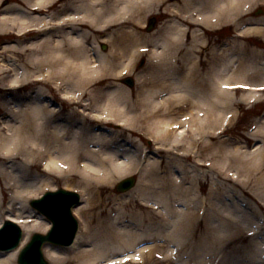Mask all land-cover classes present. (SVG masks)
Instances as JSON below:
<instances>
[{
	"label": "bare ground",
	"instance_id": "1",
	"mask_svg": "<svg viewBox=\"0 0 264 264\" xmlns=\"http://www.w3.org/2000/svg\"><path fill=\"white\" fill-rule=\"evenodd\" d=\"M259 9L264 0H0V87H28L17 105L0 101V196L10 199L9 209L0 200V225L21 228L20 246L44 234L49 223L28 202L58 178L86 197L72 211L81 222L73 245L43 248L51 264H136L144 255L154 264H216L223 235L254 237L255 213L232 205L218 214L216 185L264 207V146L244 155L213 140L245 96L264 92ZM156 16L165 22L146 32ZM227 26L234 36L209 49V31ZM145 52L136 99L118 80ZM136 133L154 141L153 153L138 149L143 159L152 154L146 164L136 160ZM251 137L264 139V119ZM137 169L138 184L113 193ZM205 184L206 209L195 189ZM253 245V256L264 255V244ZM17 252L0 251V264H17Z\"/></svg>",
	"mask_w": 264,
	"mask_h": 264
},
{
	"label": "rangeland",
	"instance_id": "2",
	"mask_svg": "<svg viewBox=\"0 0 264 264\" xmlns=\"http://www.w3.org/2000/svg\"><path fill=\"white\" fill-rule=\"evenodd\" d=\"M259 10L255 11V15H257V16L263 15L264 11L263 10L259 11ZM150 18H154V17H150ZM150 18H148L146 20V23ZM156 18L159 22L163 21L162 20L163 16H156ZM144 30L146 31V26L144 27ZM222 33L224 36L218 37V36H215L214 33H213V36H211V37L208 36V38H207L208 42L206 45L207 46L209 45L211 47V45H213L219 39L226 40L228 33L226 31H224ZM226 41H228V40H226ZM260 44L262 45V48H264V44H262L261 41H260ZM1 46H2V40L0 38V48H1ZM103 47H105V49H103ZM109 47L110 46L108 43L99 44V49H101L102 51L108 50ZM146 57H147V54L144 53L143 57L141 59L140 58L137 59V61L135 62L134 70L130 74H125L124 76H122L118 80V82H120L123 86L127 87L132 92L134 97L136 96V99H137L138 92L140 91V86H141V84H139L137 82V79H136L137 75H139L137 73H141L142 70L146 71V69H148V67H149L148 65L150 62H145L144 66L143 67L141 66L142 68L139 70H138V64H139V62H141V60H146ZM199 58H201L202 60H205L207 58L206 52H205L204 56H201ZM201 59H199V62ZM202 62H205V61H202ZM136 70H138V71L136 72ZM126 76H130L134 79L135 84L132 88H129L126 84L122 83V79ZM27 89H28V87L25 86L24 88H22L18 92L11 91V90H9L10 92H6L8 90H3V88L0 87V101H3V100L7 101L8 106H11V107L14 105H17L18 103H20V101L17 100L16 98L19 99L24 93L27 92ZM245 97H246L245 102L240 103V106L233 108L235 113H236L234 116V119L230 123L225 125L221 130H219L218 135L216 134L214 136L215 140H213V142H216L217 144L219 142H223L224 145L222 144L221 147H225V149L237 146L239 148L237 150V152L244 154V155L250 152L248 150H247L248 152L247 151L245 152L246 149L253 150L259 145L264 146V139L263 138L261 139L260 137H258V138L255 137L253 139L251 137L252 134L254 133V131H256V127L264 119V92L258 93L256 96V99L253 100V102H249L248 97L247 96H245ZM51 98L55 104L56 103L58 104V101H59L58 98L54 99L53 96H51ZM56 100H58V101H56ZM0 105H1V103H0ZM60 108H63V106H60ZM3 122H4V120L0 119V123H3ZM256 143H258V144H256ZM245 144L247 146H245ZM135 145H136V160H138V154H139V157L141 158L140 152L138 150L139 148L142 149L141 145L146 147V150L148 152H151V153H153L154 149H155L154 141L142 133H136ZM151 155L152 154L148 153V156L145 159L141 158L143 160L144 164L149 162V156H151ZM150 161L152 162L154 160L150 159ZM236 163L237 162H235V165H236ZM216 164L219 166V168H223V167L226 168L230 165L229 163L224 164L221 157H218L216 159ZM160 165L162 168L165 166V164L163 162H161ZM227 169L230 170L229 172H232L231 167L230 168L228 167ZM138 175H140L139 169L136 170V175H134V176L138 177ZM257 175H260V174L255 172L254 175L252 176V178H254ZM129 176L130 175L126 176V178ZM239 179H242V177L240 176ZM118 182L119 181H117L113 184V193H115L117 195L124 193V192H122V193L117 192L115 190ZM221 182L222 181H218V183L216 185V195L217 196L215 199V205L217 207L215 209L218 212V214L219 215H221V214L225 215L224 214V207H226V206L237 205L238 207H243L244 212L252 213V215H254V213L256 214V217H254V219H255V223H257L258 228L256 229L257 233L254 234V237H247L245 235L243 240L238 239L240 236L239 233H236L234 236H232L228 239H226L227 234L223 235V237H225V238L223 240V243L220 244L219 255L216 256V258L218 259L217 260L218 263L216 262V264H252V263L264 264V255H262L261 253H258V255L256 254V257H255L250 252L254 247V245H253L254 243L259 242V243H262V245L264 244V207L260 206V208H258V206L255 203V199L253 197L250 198L248 195H242L238 192H235L233 185L224 184ZM195 187H196L195 188L196 191H199L200 196L202 197V199H204L203 201H204V206L206 209L208 207L207 201H209V198L207 195V194H209V187L207 184H205V187H200V186H195ZM59 188H63L65 190L77 192L80 194L81 200H85L86 196L84 197V195H82L80 192H78V190H80V188L76 187L75 185L68 184L67 182L63 181V179L61 180V179L57 178L54 180L53 190H57ZM136 188H137V186H136ZM47 191L48 190H45L40 195H42L43 193H45ZM0 200H1V205L3 206V208L9 209V205H10L9 195H1ZM29 202H28V208L33 210L30 207ZM99 210H101V209L89 210L88 213L92 214L93 212H99ZM233 210L235 213L237 212L236 208H234ZM33 211L36 212L35 210H33ZM12 214H14V212H12ZM76 219L78 220L79 224H81L80 220L78 218H76ZM46 221L49 223L48 228L46 230V232H47L49 227H50V222L48 220H46ZM261 223H263V224H261ZM9 230H13V228L10 227V228H8V231ZM259 230H260V232H259ZM34 233H36V232H33L27 238V240L23 244V246H20L21 245L20 244L16 248V249H18L17 256H18L19 251L29 242V240L31 239V237ZM243 234H246V233H243ZM247 234L249 235L250 232H248ZM144 245H149V244H144ZM144 245H142V246H144ZM17 256H16V260H17ZM208 257H209V255H208ZM208 257H206V260H204V261H208ZM168 258L169 257H167V255L164 253L162 258H160V259L166 260ZM156 260H158V259L156 257L154 258V255L153 256L144 255L143 258L141 257L140 260L136 261V264H154L156 262ZM177 260H179V258L178 259L176 258L173 261H177Z\"/></svg>",
	"mask_w": 264,
	"mask_h": 264
},
{
	"label": "water",
	"instance_id": "3",
	"mask_svg": "<svg viewBox=\"0 0 264 264\" xmlns=\"http://www.w3.org/2000/svg\"><path fill=\"white\" fill-rule=\"evenodd\" d=\"M127 83L132 85L130 79L127 80ZM134 183L135 179L132 177L125 179L118 184L117 190H128ZM78 200V194L59 189L55 192H47L41 199L30 202L32 207L51 221L53 227L45 235H33L30 243L21 251L18 264H49L42 254V245L44 243L50 242L58 245H68L72 242L78 224L71 214V208L78 203ZM8 227H12L13 232H8ZM6 234H8L7 242L4 241V235ZM20 238V229L15 224L6 221L4 227L0 229V249L10 250L15 248Z\"/></svg>",
	"mask_w": 264,
	"mask_h": 264
},
{
	"label": "flooded vegetation",
	"instance_id": "4",
	"mask_svg": "<svg viewBox=\"0 0 264 264\" xmlns=\"http://www.w3.org/2000/svg\"><path fill=\"white\" fill-rule=\"evenodd\" d=\"M157 24H158V20H157V18H155V23H154L155 27L157 26ZM213 33H214L215 36H218V37H219L220 34H221L220 31H215V32H210V31H209V33H208V35H207V38H208V36H210V37L213 36Z\"/></svg>",
	"mask_w": 264,
	"mask_h": 264
}]
</instances>
